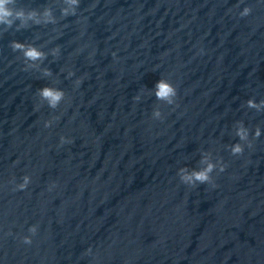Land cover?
<instances>
[{
    "label": "water",
    "instance_id": "water-1",
    "mask_svg": "<svg viewBox=\"0 0 264 264\" xmlns=\"http://www.w3.org/2000/svg\"><path fill=\"white\" fill-rule=\"evenodd\" d=\"M15 7L41 19L50 8L55 23L0 25V264H264V108L246 104L264 101V0ZM12 41L46 58L29 67ZM161 78L171 105L154 95ZM44 86L65 92L57 108ZM202 154L225 165L215 187L178 175L203 168Z\"/></svg>",
    "mask_w": 264,
    "mask_h": 264
},
{
    "label": "clouds",
    "instance_id": "clouds-1",
    "mask_svg": "<svg viewBox=\"0 0 264 264\" xmlns=\"http://www.w3.org/2000/svg\"><path fill=\"white\" fill-rule=\"evenodd\" d=\"M63 4L65 7L61 9L62 14L64 16L75 15L76 10L79 7L80 0H63ZM16 0H0V25H5L7 27H11L15 21H20L18 26L19 28H24L28 26V22L32 21L35 24L39 25L41 23H55V18L53 16L52 10L50 8H45L42 13V19L40 18V14L36 10L25 11L23 8H16ZM251 12V8L244 7L240 12L241 17L248 16ZM11 48L13 51H21L23 53V57L25 61L31 62L28 66L34 67L36 66L35 62L43 61L46 58V54L40 50L38 47L33 45H26L24 43L18 41L11 42ZM59 49L53 50V55L58 53ZM52 72L50 69H44V76H51ZM69 77L74 75V73L69 72ZM76 85L79 86L81 83L80 80L75 81ZM154 95L157 100L166 101L169 105L175 102V97L177 96L176 87L169 80L165 78H161L157 81L155 85ZM38 96L42 101H45L47 105L55 109L57 108L61 101L65 99V92L57 87L53 86H44L38 89ZM137 101L140 99L139 96L134 97ZM247 107L251 109H256L259 111L264 108V101L256 102L254 99H248L246 101ZM153 117L156 119L161 118V111L159 109H155L153 111ZM51 121L45 122V127H50ZM236 136L240 141H248L249 130L244 126L242 121L237 122L236 127ZM254 136L259 138L261 136V130L259 127L255 129ZM61 144L64 143H72L71 140H66L65 137L60 138ZM249 146H251L249 144ZM231 153L233 155H240L244 151V147L241 143H235L230 147ZM201 163L204 164L203 168L193 169L192 171H188L186 168H180L178 171V175L182 183L186 185H197V184H206L211 183L213 187L215 184L213 183L212 173L214 170L219 168L220 172L225 170V165L220 160L218 162H212L208 155L202 154ZM31 178L28 175L22 177V183H20L17 187L19 190H24L28 187ZM29 232L32 235L37 233V226L33 225L29 228ZM23 243L30 245L32 243V239L30 236L23 237ZM88 252H91V249H88Z\"/></svg>",
    "mask_w": 264,
    "mask_h": 264
}]
</instances>
